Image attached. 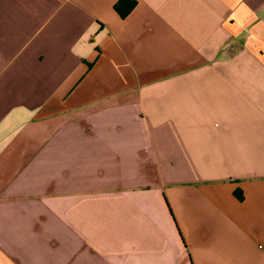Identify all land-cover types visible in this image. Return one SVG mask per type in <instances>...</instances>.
<instances>
[{"label": "crops", "instance_id": "0c3cea01", "mask_svg": "<svg viewBox=\"0 0 264 264\" xmlns=\"http://www.w3.org/2000/svg\"><path fill=\"white\" fill-rule=\"evenodd\" d=\"M118 1L0 0V264H264V0Z\"/></svg>", "mask_w": 264, "mask_h": 264}, {"label": "trees", "instance_id": "16d2710c", "mask_svg": "<svg viewBox=\"0 0 264 264\" xmlns=\"http://www.w3.org/2000/svg\"><path fill=\"white\" fill-rule=\"evenodd\" d=\"M136 5V0H119L115 4L116 11L120 14L121 17H126ZM240 199H243V196H239Z\"/></svg>", "mask_w": 264, "mask_h": 264}]
</instances>
